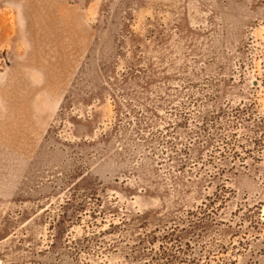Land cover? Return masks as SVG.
Segmentation results:
<instances>
[{
	"label": "rangeland",
	"instance_id": "obj_1",
	"mask_svg": "<svg viewBox=\"0 0 264 264\" xmlns=\"http://www.w3.org/2000/svg\"><path fill=\"white\" fill-rule=\"evenodd\" d=\"M0 264H264V0H0Z\"/></svg>",
	"mask_w": 264,
	"mask_h": 264
}]
</instances>
